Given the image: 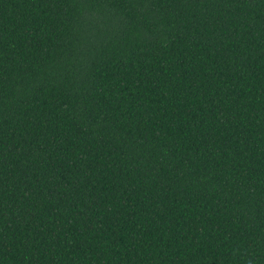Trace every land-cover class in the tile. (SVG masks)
<instances>
[{
  "label": "trees",
  "instance_id": "obj_1",
  "mask_svg": "<svg viewBox=\"0 0 264 264\" xmlns=\"http://www.w3.org/2000/svg\"><path fill=\"white\" fill-rule=\"evenodd\" d=\"M0 264H264V0H0Z\"/></svg>",
  "mask_w": 264,
  "mask_h": 264
}]
</instances>
